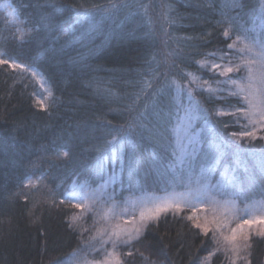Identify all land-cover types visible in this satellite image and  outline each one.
Instances as JSON below:
<instances>
[{
	"label": "trees",
	"instance_id": "16d2710c",
	"mask_svg": "<svg viewBox=\"0 0 264 264\" xmlns=\"http://www.w3.org/2000/svg\"><path fill=\"white\" fill-rule=\"evenodd\" d=\"M113 4L117 9L105 15ZM262 5L264 0H0V59L9 61L0 64V264H55L79 247V234L69 227L78 208L66 197L75 184H105L119 198L170 187L175 118L139 119L153 103L152 92L168 82L188 85V74L199 78L189 86L203 109L193 133L209 125L199 136L203 149L231 141L239 121L218 117L217 109L233 111L242 102L207 91L209 85L221 89L225 78L210 62L245 30L264 34ZM91 24L95 30L84 36ZM32 72L48 91L41 100ZM222 152L215 174L229 170L225 188L243 201L259 198L264 131ZM201 162L198 157L192 169ZM249 243L247 264H264V238L252 234ZM130 247L132 256L157 263L197 264L211 251L212 237L184 212H166L149 221ZM210 264H221V255L214 253Z\"/></svg>",
	"mask_w": 264,
	"mask_h": 264
},
{
	"label": "snow or ice",
	"instance_id": "6c2138e0",
	"mask_svg": "<svg viewBox=\"0 0 264 264\" xmlns=\"http://www.w3.org/2000/svg\"><path fill=\"white\" fill-rule=\"evenodd\" d=\"M117 9V5L113 4L110 8L104 9L105 15H110L113 10ZM262 12H264V5H262ZM9 17L14 18V11L8 12ZM14 22H19L14 19ZM96 28L95 24L89 25L87 31L83 33L84 36L89 35ZM248 30H245V35L243 37L237 36L236 40L241 41V46L236 47L235 41L232 44L228 45V49H234L239 53L240 63L232 66L231 56L225 52L219 59L221 61H228V66L222 64L211 63L210 67L213 70L219 72V74L226 78L225 83L233 86L235 91L228 92L229 96L239 97L244 107L236 108L233 111H226L224 109H217V116H233L239 119L243 117L248 120L249 124L255 126L259 124L261 127H264V38L259 36H249L247 35ZM224 35L229 37V31L225 30ZM22 38V37H21ZM215 57V53L208 54ZM9 61L0 59V64H7ZM202 66H207V62H201ZM12 67L24 68V65H18L15 62H12ZM246 70L247 77L244 82L240 80H233L229 76L230 73H236L241 69ZM35 75V73H33ZM190 79L188 85H181L178 81L172 80L168 82L164 87L157 89L152 92L153 103L151 106L145 105V112L140 113L139 119H146L147 114H151L158 118L157 122L159 123V117L166 115L167 119L171 121L175 118L176 128V148L178 151H174L172 155L175 157L174 163L169 165V168L172 169L174 175L172 183L175 184L179 181L185 187L186 191L183 193H173L168 197H165L163 200L155 202L152 209H149L146 214L144 211L140 212L141 225L139 227H134L133 229L121 232L115 231L111 233L107 240L102 241L103 244L111 242L113 249L118 245L129 244L132 240L139 238L142 232V227L146 226L148 220H153L157 218L160 213L167 212L171 209L179 211L183 206L193 207L196 203L201 202V197H208L210 200L215 198L211 196L208 191L209 187L215 188L217 192H221L220 184L211 185L210 183V173L216 170V165L220 163L221 157L223 155L222 148L227 147L229 143H237L238 137H249L254 139L252 132H241L239 134L232 133V140H224L220 144L209 143L208 149H203L200 144L199 136L200 133H203L209 125L205 124L204 128H201L199 132L193 133V124L198 120L203 112L199 102L195 100L193 95V88L189 85L196 84V81L199 79L193 74H188ZM204 84H207L205 81ZM203 85L197 84L196 87H202ZM151 87V85H148ZM207 91L210 93H215L221 91V89H213L209 85ZM169 92L173 94L168 97L167 100L164 99ZM186 97V102H185ZM151 108V112H148V109ZM157 109H159L157 111ZM141 128L146 129V126L141 124ZM156 135L162 136V133L157 132ZM116 139V137H113ZM61 155L67 156L68 153H60ZM201 154H203L201 156ZM200 157L202 162L200 165L199 175L195 177L193 181V162ZM261 166L264 167V156L261 157ZM129 171L132 169L130 167ZM186 175V179L183 177ZM222 181H227L230 179L229 170L226 168L225 171L221 174ZM195 185V186H194ZM93 193H90L84 185L80 186L79 193L67 192L66 197L69 200L75 201L80 199L84 201V204L74 203L76 208H85L89 199H91ZM243 211H248L246 208ZM77 217H73V220ZM192 219V217H189ZM255 220L245 219L243 223L238 227L242 230L244 225H254ZM259 223L262 225L260 230L256 233L257 235L264 237V216L259 218ZM72 225L70 224L69 227ZM197 228H202V231L207 234L209 229L203 227L201 224H196ZM231 237H225L226 241H229L233 245V250L239 252L241 250H246L251 245L249 243L250 236L248 234H243L241 241L237 243V229L233 228ZM113 253H109V256H112ZM131 255V253H129ZM105 264H109V261H105ZM115 264H121L119 256L115 257Z\"/></svg>",
	"mask_w": 264,
	"mask_h": 264
},
{
	"label": "rangeland",
	"instance_id": "374dc122",
	"mask_svg": "<svg viewBox=\"0 0 264 264\" xmlns=\"http://www.w3.org/2000/svg\"><path fill=\"white\" fill-rule=\"evenodd\" d=\"M9 1H3L1 6L7 10V13L11 11L9 7ZM249 36H259L264 38V34H261L254 29ZM236 47L241 46V41L234 40ZM233 41V42H234ZM227 53L232 58V66L240 63L239 53L234 49H229ZM12 63V62H11ZM211 63L222 64L228 66V61H221L219 58L212 60ZM34 72H32L33 74ZM229 76L233 80L245 81L247 72L243 68L236 72L230 73ZM41 89V97L47 94V89L42 83V80L34 75ZM221 80L222 88L220 95H228V92L235 91V88ZM245 105L242 104L241 107ZM235 110V109H234ZM239 133L252 132L254 137H257L264 131V127L259 124L255 126L249 124L248 120L240 117L238 119ZM239 140L247 142L252 139L249 137H238ZM176 135H175V143ZM177 149V148H176ZM177 151V155H178ZM193 170V169H192ZM200 166L196 170H193V181L195 177L199 175ZM221 171L219 174H215V171L210 173L211 185L220 184L221 192H217L215 188L209 187L208 191L214 200H210L208 197H201V202L196 203L194 208L183 206L179 211L171 209L167 212L178 214L184 212L185 215L192 221L194 225L197 223L203 227L209 229L212 237V249L209 253L204 255L197 264H210L211 257L214 253L221 255V264H247V252L241 250L239 252L233 250V245L225 240V237H231L232 229H237V243L241 241L243 234H256L262 225L259 223V218L264 216V192L259 198L243 201L237 194L225 188V181H222ZM186 175L183 179H186ZM86 189L93 193V196L87 202L85 208H78L77 213L71 216L70 223L72 227L78 232L80 238V245L71 254H69L64 260L55 264H105V261H109V264H115V257L119 256L121 264H161L154 261H150L146 257H134L133 251L130 247V243L127 245L120 244L113 249L111 242L103 244L102 241L107 240L109 235L115 231H127L134 227L141 225L140 212L144 211L146 214L149 209L153 208L155 202L163 200L165 197L170 196L173 193H183L186 191L183 184L177 181L175 184L170 182V187L161 193H140L130 194L124 197H117L112 190L107 189L108 185L100 184L96 187H91L87 184H81ZM80 184H75L71 190L73 193L80 192ZM195 186V185H194ZM238 190V189H237ZM240 192V191H237ZM73 203L84 204L83 200L76 199ZM248 211H243L245 209ZM166 213V212H162ZM160 213V214H162ZM73 217L77 219L73 220ZM245 219L255 220L254 225H244L241 230L238 226L243 223ZM151 221L148 220L147 223ZM146 223V224H147ZM202 231V228H199ZM143 230V227H142ZM203 232V231H202ZM204 233V232H203ZM257 235V234H256ZM264 238V237H262ZM133 241V240H132ZM109 253H113L109 256ZM131 253V255H129Z\"/></svg>",
	"mask_w": 264,
	"mask_h": 264
}]
</instances>
